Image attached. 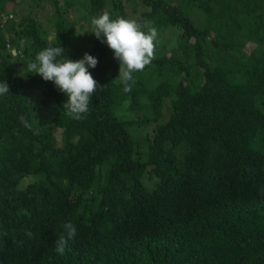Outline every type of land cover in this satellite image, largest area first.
<instances>
[{
  "label": "trees",
  "instance_id": "1",
  "mask_svg": "<svg viewBox=\"0 0 264 264\" xmlns=\"http://www.w3.org/2000/svg\"><path fill=\"white\" fill-rule=\"evenodd\" d=\"M124 1L86 0L89 28L105 10L128 18ZM137 1L138 22L176 29L173 47L157 46L125 93L118 60L90 33L89 71L102 86L80 120L52 82L18 75L6 51L28 62L60 45L79 59L57 0L49 29L25 19L21 51L0 18V264H264V0ZM50 105L49 124H37ZM151 122L143 156L127 126ZM66 221L77 234L59 255Z\"/></svg>",
  "mask_w": 264,
  "mask_h": 264
},
{
  "label": "clouds",
  "instance_id": "2",
  "mask_svg": "<svg viewBox=\"0 0 264 264\" xmlns=\"http://www.w3.org/2000/svg\"><path fill=\"white\" fill-rule=\"evenodd\" d=\"M90 24L91 29L86 31L112 50L113 57L119 62L117 77L123 85V91L131 92L134 83L133 74L142 72L157 58L159 32L154 22L146 20L140 23L123 16L113 18L110 12L105 10L100 15L92 17ZM65 56V50L60 45L46 47L36 54L34 60L25 64V74L39 75L44 81L52 82L56 89L67 97L63 103L66 115L80 120L89 112L92 97L102 86L89 71V68L97 66L98 59L87 52L76 60L64 58ZM6 94H9V86L6 82L0 81V96ZM19 119L25 127H31L24 116ZM62 228V234L55 241V251L59 255L65 254L69 242L73 241L77 234V229L71 221H66ZM25 234L29 238L32 237L30 231H26ZM6 235L7 232H0V237ZM17 243L22 242L17 241Z\"/></svg>",
  "mask_w": 264,
  "mask_h": 264
},
{
  "label": "rangeland",
  "instance_id": "3",
  "mask_svg": "<svg viewBox=\"0 0 264 264\" xmlns=\"http://www.w3.org/2000/svg\"><path fill=\"white\" fill-rule=\"evenodd\" d=\"M86 0H57L58 6L63 13V18L70 21L69 33L72 38V49L74 53L80 58L83 57L85 52L89 53L88 43L90 30L87 24V8L84 4ZM125 10L130 13L128 19H135L138 21V16L143 9L142 4L137 0H125L124 1ZM55 7L53 0H15V2H8L5 7V13L0 15L2 28L5 33H9L16 43L17 49L21 51L25 38L21 35V26L25 22L27 17H35L39 19L42 23V27L49 29L51 27V18L55 13ZM4 19V20H3ZM82 33V34H81ZM176 29L175 28H165L159 32V44L158 47H164L165 50L172 48L174 43ZM52 35V34H51ZM10 50L14 55L17 56L11 59V64L14 65V69L18 75L23 78H27L28 74L26 72L27 60L23 59V55L16 52L14 46H6V51ZM168 54V53H167ZM30 103H36L42 96L41 92L33 87L27 89ZM53 113L52 105L48 107H39V109L34 114V121L37 124L47 125L50 122V118ZM164 115L168 114V108L163 111ZM155 124L151 122L150 124H134L132 126H127L132 138L136 142V146L143 156L147 152V136L150 134L151 128ZM57 138L59 134L57 133ZM33 180L31 176L27 181ZM149 186H153V182L149 181Z\"/></svg>",
  "mask_w": 264,
  "mask_h": 264
}]
</instances>
